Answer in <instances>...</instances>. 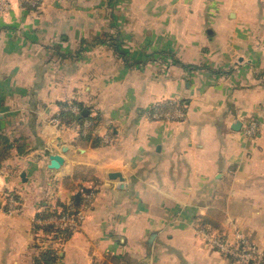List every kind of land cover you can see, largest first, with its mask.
<instances>
[{"label": "crops", "instance_id": "crops-1", "mask_svg": "<svg viewBox=\"0 0 264 264\" xmlns=\"http://www.w3.org/2000/svg\"><path fill=\"white\" fill-rule=\"evenodd\" d=\"M39 1L8 0L0 14V134L17 141L0 165V190L23 204L0 214V264H241L209 247L196 225L264 249V0H104L103 27L116 19L128 49L101 51L119 69L131 54L135 68L91 64L68 82L44 59L60 52L63 34L76 43L79 30L95 32L99 1L72 9L69 24L60 4ZM168 56L176 65L150 67ZM157 104L183 116L156 114ZM52 153L64 156L59 168L49 167ZM81 187L96 191L91 210L50 245L60 256L47 263L34 219Z\"/></svg>", "mask_w": 264, "mask_h": 264}, {"label": "rangeland", "instance_id": "rangeland-1", "mask_svg": "<svg viewBox=\"0 0 264 264\" xmlns=\"http://www.w3.org/2000/svg\"><path fill=\"white\" fill-rule=\"evenodd\" d=\"M48 1H49V3L55 2V4H60V6L62 7V10H63L62 19L66 24H69L70 22L73 23L75 20V19H73L72 15H71L72 14L71 10L75 9L79 5L85 4L84 3L85 0H81L82 3H75L73 0H48ZM98 1H99L98 9H97V11H95L93 13V17H91L93 20V27H95V32L92 33V35L88 34V36H87L88 38H84L85 33H86L84 30H86V29L85 28L83 29V27H82L81 29H83V30L78 31V35H77L78 41L76 43H74L73 41L64 40V36H67L68 33L63 34V41L61 44L60 52L56 46V54L53 55L55 58L52 57V59H44V61L48 60L47 63L52 65V66H46V71H62V76L65 75L64 78H66V82H68L70 79V71H88V70H86V67L89 68V66L91 64L94 65V71H100L103 67H105L104 71H132V69L135 68L136 60L130 59L131 54L128 57L129 59L127 60V64H128L127 67L119 69V67L117 65V61L115 59H113L111 61V59H108L106 57V56H109L110 54H108L107 52L104 53L101 51L102 49H105L104 46H108L109 48L114 49L115 53L117 52V53L123 54V52H126V49H128V48L125 45V41L122 38V33L117 28L116 19L115 20L109 19V24H107L106 26L103 27L101 18L103 16V11H104L103 10V3H102L104 0H98ZM14 3H17V1H15ZM31 3H34L35 5L38 6V5H40V3H42V1L40 2L39 0H31ZM105 3L107 6L111 5L113 7V6H117L118 1L117 0H110L107 2V0H106ZM19 8H21V7H19ZM2 12H0V14H5L7 11H5V12L2 11ZM83 15H85V14H83ZM86 17L87 16L83 17V20ZM105 21H107V19H104V22ZM79 25H80V23H79ZM117 42L119 44V48H120L121 52L116 51V49L113 47V44H115ZM49 46H51V48H53V44H50ZM108 51L110 52V50H108ZM103 53H104L105 60L102 58H99V56L100 57L103 56L102 55ZM127 54L128 53H126V55ZM89 55H90V58H89ZM126 55H124V56H126ZM86 57H88V58H86ZM168 57H169V59H166V60L160 59V60L154 61L153 63H150L151 61H149V60H147V61L139 60V61L144 62L142 64V67L145 64L150 63L151 64L150 67L154 68L156 66L158 71H165L167 69V66H168V68H171L172 65H176V63H177L174 56H173L174 58L170 57V56H168ZM140 62H138L139 66H141ZM10 142L14 143V145L17 144L16 143L17 141L10 140ZM5 147H7V142L5 141V139L0 138V149L2 150ZM9 192L17 193V191L12 190V189H9L6 191L0 190V201L2 203H4V201H6L5 197L6 196L8 197L7 194ZM21 197L22 196L20 195V201L22 203ZM21 205L23 207V204H21ZM35 235H36V233H35ZM35 238L37 240H39L38 236H36ZM53 243L54 242L51 240L50 241L45 240L44 246L48 247ZM39 244L42 246L41 242ZM54 246L58 247V246H60V244L57 243Z\"/></svg>", "mask_w": 264, "mask_h": 264}, {"label": "built area", "instance_id": "built-area-1", "mask_svg": "<svg viewBox=\"0 0 264 264\" xmlns=\"http://www.w3.org/2000/svg\"><path fill=\"white\" fill-rule=\"evenodd\" d=\"M8 0H0V12L7 7ZM175 111L167 110L165 112H158L162 105H154L156 114L159 113L168 118L183 116V110L176 107L175 104H170ZM73 112H80L78 106L73 105L67 108ZM155 114V115H156ZM91 126L90 121H86L83 128V134L87 133V129ZM259 131V126L256 121L250 123L245 132L249 136H255ZM81 201L77 204L74 200L70 201L71 208L63 210L61 208L51 209L46 211L45 215H37L34 219L33 228L39 240L45 243V240H53L52 233H46L43 230L49 228L50 230L70 231L72 233L78 231L83 222L87 218V214L91 210L92 203L96 197L95 189H86L81 187L78 192ZM6 201H0V214L6 213L14 215L22 209L20 197L15 192H9ZM5 196V195H4ZM50 212V213H49ZM198 233L201 234L205 243L213 250L218 251L227 258L234 259L241 264H264V249L248 241L242 234L236 233L233 236H225L213 233L204 226L196 225ZM53 232V231H52Z\"/></svg>", "mask_w": 264, "mask_h": 264}, {"label": "trees", "instance_id": "trees-1", "mask_svg": "<svg viewBox=\"0 0 264 264\" xmlns=\"http://www.w3.org/2000/svg\"><path fill=\"white\" fill-rule=\"evenodd\" d=\"M113 47L116 49V51L121 52L120 51V48H119L118 42L115 43V44H113ZM0 138L5 139V141L7 142V147H5L2 150L0 149V165H1L2 162H3V160H5L10 155L11 149L14 147V143H11L10 140L7 137H5L4 135H2V134H0ZM72 199L77 204L81 201V198H80L79 194L73 196ZM62 208H63V210H68V209L71 208V205L70 204H67V203H64V205H63ZM46 211L47 210H44L39 215H45L46 214ZM43 231L46 232V233H49V232L52 233L53 234V237L52 238H53V240H55L54 243H56V244L57 243L62 244L72 234V232H70V231H58V230L54 231V230H50L49 228H45ZM42 255H43L42 258H44L47 263H53V261L57 260L59 258V256H60L58 254V252H57V248H55L54 246H49V247L43 248Z\"/></svg>", "mask_w": 264, "mask_h": 264}, {"label": "water", "instance_id": "water-1", "mask_svg": "<svg viewBox=\"0 0 264 264\" xmlns=\"http://www.w3.org/2000/svg\"><path fill=\"white\" fill-rule=\"evenodd\" d=\"M88 110H85L82 112V115H87ZM58 145L61 147V150L63 153L67 152L69 149V146L66 145L64 143V140L62 138L58 139ZM64 156H62V154H57V153H52L49 155V167L51 168H59L63 163H64ZM113 178H117L120 177L121 182L118 184V188H125L126 187V183L122 182L123 181V177L121 174L119 173H115L114 175H112Z\"/></svg>", "mask_w": 264, "mask_h": 264}]
</instances>
